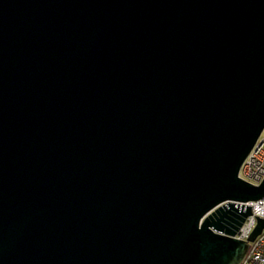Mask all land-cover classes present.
Returning <instances> with one entry per match:
<instances>
[{
  "label": "water",
  "instance_id": "1",
  "mask_svg": "<svg viewBox=\"0 0 264 264\" xmlns=\"http://www.w3.org/2000/svg\"><path fill=\"white\" fill-rule=\"evenodd\" d=\"M263 130L264 0H0V264H240Z\"/></svg>",
  "mask_w": 264,
  "mask_h": 264
},
{
  "label": "built area",
  "instance_id": "2",
  "mask_svg": "<svg viewBox=\"0 0 264 264\" xmlns=\"http://www.w3.org/2000/svg\"><path fill=\"white\" fill-rule=\"evenodd\" d=\"M238 177L253 185L259 186L264 179V130L255 146L243 162ZM251 206V214L246 217L234 237L240 241H246L257 226V220H264V198L244 204ZM249 249L240 264H264V228L253 242L249 243Z\"/></svg>",
  "mask_w": 264,
  "mask_h": 264
}]
</instances>
